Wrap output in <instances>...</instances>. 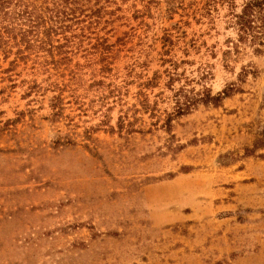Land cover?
Wrapping results in <instances>:
<instances>
[{
  "label": "rangeland",
  "instance_id": "1",
  "mask_svg": "<svg viewBox=\"0 0 264 264\" xmlns=\"http://www.w3.org/2000/svg\"><path fill=\"white\" fill-rule=\"evenodd\" d=\"M229 2L0 0V264H264V47Z\"/></svg>",
  "mask_w": 264,
  "mask_h": 264
},
{
  "label": "trees",
  "instance_id": "2",
  "mask_svg": "<svg viewBox=\"0 0 264 264\" xmlns=\"http://www.w3.org/2000/svg\"><path fill=\"white\" fill-rule=\"evenodd\" d=\"M229 3L231 8L230 16L237 32V42L249 44L254 48L256 54H260L262 52L261 48L264 47V0H243L239 12L234 10V3ZM23 13H27L26 10ZM235 91H237L236 88L231 86L227 87L216 96H212L207 90L201 94L189 95L190 91L184 92L183 89L180 88L177 91L180 94L178 98H175L174 115L169 116L165 124L169 128L172 117H180L188 114L198 103L204 106L212 105L218 107L225 98L229 97ZM175 97H177V95H175ZM125 127L126 129L129 128L126 131L133 132L132 124H124L123 119L121 117L118 118V130L121 131ZM253 148L254 150L264 148V128L259 133V138L256 139ZM245 153L246 155H250L252 151L250 149H245Z\"/></svg>",
  "mask_w": 264,
  "mask_h": 264
}]
</instances>
